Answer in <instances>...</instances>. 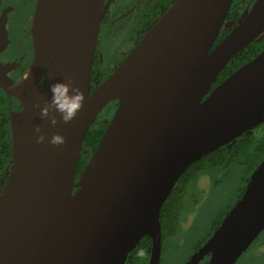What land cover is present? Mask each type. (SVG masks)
I'll list each match as a JSON object with an SVG mask.
<instances>
[{"label": "water", "instance_id": "1", "mask_svg": "<svg viewBox=\"0 0 264 264\" xmlns=\"http://www.w3.org/2000/svg\"><path fill=\"white\" fill-rule=\"evenodd\" d=\"M103 1L38 0L32 68L18 121L11 120V164L0 190V264H124L145 236L156 264L160 209L179 176L264 122V48L210 89L264 33V0L215 45L233 0H175L89 93ZM57 81L70 82L84 101L67 124L50 111L52 126L39 108ZM110 102L115 112L74 191L84 138ZM57 133L65 143H47ZM263 229L264 158L196 256L236 264Z\"/></svg>", "mask_w": 264, "mask_h": 264}, {"label": "flooded vegetation", "instance_id": "2", "mask_svg": "<svg viewBox=\"0 0 264 264\" xmlns=\"http://www.w3.org/2000/svg\"><path fill=\"white\" fill-rule=\"evenodd\" d=\"M174 2L175 0L103 1V13L96 35L91 67L89 93L121 63L124 57ZM37 4L38 0H0V131H5L10 140L8 170L11 164L12 149L11 120L18 121L23 107L24 84L31 72L34 57L33 24L37 12ZM248 9H243L242 13ZM234 24V22L226 21L221 33L226 31L227 34ZM219 41H216L214 45ZM42 79L43 75L41 81ZM116 106V102L107 104L97 114L90 128L103 127L105 130L115 112ZM260 125H264V122ZM91 154L88 149L83 150L82 147L80 158L86 155L89 159ZM82 174L83 172L80 176L75 175L74 191L80 184ZM196 178L189 184L193 183ZM213 183L214 185L217 184V182L212 181ZM184 195L182 208L177 214L175 232L167 236L163 234V229L161 228L160 246L156 264H210V253L202 257L196 256V253L219 226L229 210L225 212L221 219L219 218L220 215H217V220L213 229H211V233L198 237L184 248L183 244L180 243V241L182 242L181 237L189 232L191 227L190 218L196 208L186 206ZM196 199L195 201H197ZM236 201L237 198L234 200V203ZM246 251L247 249L240 255L236 264L248 263L250 258L244 256ZM151 252L152 242L149 239V243L145 244V247H143V244L136 245L127 255L124 264H152ZM248 264H256V262L250 261Z\"/></svg>", "mask_w": 264, "mask_h": 264}, {"label": "trees", "instance_id": "3", "mask_svg": "<svg viewBox=\"0 0 264 264\" xmlns=\"http://www.w3.org/2000/svg\"><path fill=\"white\" fill-rule=\"evenodd\" d=\"M253 1L254 0H233L227 13L226 21L236 23L243 9H248ZM225 34L226 31L222 32L216 41L222 40ZM263 48L264 33L257 40L251 42L231 58L227 66L217 76L210 89H213L242 64L255 57ZM103 131V127L90 128L84 138L83 150L88 149L92 153L103 134ZM9 155L10 140L5 131H0V189L6 179ZM263 158L264 137L256 136L253 130H251L242 134L228 145L212 151L193 162L184 173L179 176L174 187L161 206L159 217L163 234L170 236L175 232L177 214L183 205V195L186 186L193 181L199 173L217 168L228 170L231 167L239 168L243 174V178H241L242 185L236 189L235 196L238 199L244 190L249 174L256 168ZM87 159L88 156L86 155L79 159L76 170L77 176H80L83 172ZM229 208H231V206H229L225 212H227ZM224 214L225 213H219V218L221 219ZM149 239L148 236H145L138 242V244H143V247H145V244L149 243Z\"/></svg>", "mask_w": 264, "mask_h": 264}, {"label": "rangeland", "instance_id": "4", "mask_svg": "<svg viewBox=\"0 0 264 264\" xmlns=\"http://www.w3.org/2000/svg\"><path fill=\"white\" fill-rule=\"evenodd\" d=\"M253 132L256 136L264 137V125H259ZM241 178H243V174L237 167H231L229 170L217 169L201 172L198 178L187 186L184 195L186 206L196 208L190 218L189 232L181 237L182 242L180 241V243L184 248L198 237L211 233L217 215L225 213L229 206L234 205L236 189L242 185ZM212 181L217 184H212ZM193 201L195 202L193 203ZM244 256L250 258L248 263L255 261L256 264H264V229L249 245Z\"/></svg>", "mask_w": 264, "mask_h": 264}, {"label": "clouds", "instance_id": "5", "mask_svg": "<svg viewBox=\"0 0 264 264\" xmlns=\"http://www.w3.org/2000/svg\"><path fill=\"white\" fill-rule=\"evenodd\" d=\"M49 91L51 93V100L47 105L39 108L41 118L48 119L49 123L55 126L58 121L55 115H49V112L52 111L58 114L60 122L67 124L72 121L83 106V94L78 89L71 87L70 82L60 81L51 84ZM33 131L37 143L45 141L46 138L41 134L38 126ZM47 143L53 146H60L65 143V138L59 133L53 134L47 138Z\"/></svg>", "mask_w": 264, "mask_h": 264}]
</instances>
